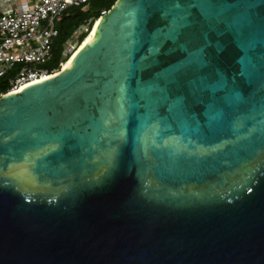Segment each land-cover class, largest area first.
<instances>
[{
    "label": "water",
    "instance_id": "1",
    "mask_svg": "<svg viewBox=\"0 0 264 264\" xmlns=\"http://www.w3.org/2000/svg\"><path fill=\"white\" fill-rule=\"evenodd\" d=\"M99 20L0 97V264H264V0Z\"/></svg>",
    "mask_w": 264,
    "mask_h": 264
},
{
    "label": "built area",
    "instance_id": "2",
    "mask_svg": "<svg viewBox=\"0 0 264 264\" xmlns=\"http://www.w3.org/2000/svg\"><path fill=\"white\" fill-rule=\"evenodd\" d=\"M91 0H0V79H8V90L21 88L51 77L63 69L43 67L52 58L58 24L71 7L84 6ZM107 12H102V16ZM90 32V23L82 25L65 43L63 57L70 59L80 48V36Z\"/></svg>",
    "mask_w": 264,
    "mask_h": 264
},
{
    "label": "trees",
    "instance_id": "3",
    "mask_svg": "<svg viewBox=\"0 0 264 264\" xmlns=\"http://www.w3.org/2000/svg\"><path fill=\"white\" fill-rule=\"evenodd\" d=\"M116 2L117 0H91L86 4V9L84 6L71 7L58 24V36L53 44L52 58L43 67L49 70L59 69L62 61H68L63 57L65 43L82 25L90 23L91 31L102 17V12H108ZM88 35L89 33H84L80 36V44L85 41ZM7 78L0 79V94L6 93L8 90Z\"/></svg>",
    "mask_w": 264,
    "mask_h": 264
},
{
    "label": "bare ground",
    "instance_id": "4",
    "mask_svg": "<svg viewBox=\"0 0 264 264\" xmlns=\"http://www.w3.org/2000/svg\"><path fill=\"white\" fill-rule=\"evenodd\" d=\"M100 21V20H99ZM97 22L94 26H93V28H92V30L89 32V35H88V37L85 39V41L81 44V46H80V48L77 50V52L66 62V63H64V65H63V69L65 70V69H67V68H69V66H70V64L72 63V61H73V59H74V57L77 55V53L81 50V49H83L85 46H87L88 45V43L91 41V39H92V37H93V35H94V33H95V31H96V29H97V27H98V25H99V23L100 22ZM61 71V70H60ZM59 71V72H60ZM56 75V74H55ZM51 77H53V76H51ZM51 77H44V78H42V80H40V81H38V82H34L33 84H36V83H39V82H42V81H44V80H47V79H49V78H51ZM33 84H30V85H33ZM30 85H28V86H24L23 88H21V91L22 90H24L25 88H27V87H29ZM20 91V92H21Z\"/></svg>",
    "mask_w": 264,
    "mask_h": 264
}]
</instances>
